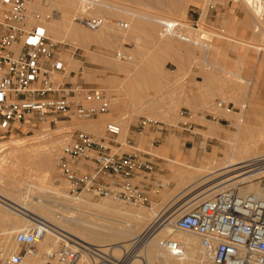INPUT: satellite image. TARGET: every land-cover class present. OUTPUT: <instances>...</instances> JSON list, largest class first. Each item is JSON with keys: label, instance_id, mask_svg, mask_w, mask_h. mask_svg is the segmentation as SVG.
I'll use <instances>...</instances> for the list:
<instances>
[{"label": "built area", "instance_id": "obj_1", "mask_svg": "<svg viewBox=\"0 0 264 264\" xmlns=\"http://www.w3.org/2000/svg\"><path fill=\"white\" fill-rule=\"evenodd\" d=\"M31 1L0 0V142L7 135L28 130L37 123L91 121L111 111L113 100L104 90L80 84L65 85L56 58L57 49L63 43L50 39L41 24L28 23L27 4ZM231 1L239 5L242 0ZM49 18L46 16L45 22ZM78 21L90 31L103 25L99 18ZM174 24L171 30L180 29L179 23ZM117 26L122 27V22L118 21ZM116 57L122 58L119 54ZM214 108L227 114L233 111V107L222 101L215 103ZM158 124L141 118L138 127L156 129ZM120 134L121 128L114 122L105 125L104 138L100 139L83 131H73L70 140L62 145L58 161L71 196L88 191L94 197L146 202L144 181L151 174L152 166L144 160L147 154L137 149L130 153L112 149V145H120L117 141ZM80 161L90 170L85 175L73 169ZM237 170L219 190L202 195L192 208H189L191 198L183 201L182 208L175 212L173 229L195 235L211 264H264V198L239 194L245 184L239 180L250 170L242 167ZM237 175L240 177L234 178ZM44 228L43 223H36L17 231L12 237L16 251L0 250V264H27V259H37L39 264H75L83 252L91 261L92 257H106L97 247L88 249L67 236L58 237V246L40 255ZM166 244L171 249L177 247L171 241ZM175 256L180 257L181 252L178 250ZM103 261L122 264L115 260Z\"/></svg>", "mask_w": 264, "mask_h": 264}, {"label": "rangeland", "instance_id": "obj_2", "mask_svg": "<svg viewBox=\"0 0 264 264\" xmlns=\"http://www.w3.org/2000/svg\"><path fill=\"white\" fill-rule=\"evenodd\" d=\"M51 1L54 0H32V3L35 2L36 4L38 3L37 6L42 8L41 10H43L44 12L43 13L41 12V10H38L37 6H36L37 11H34V12H39V16L41 15L40 17L42 18L40 17L39 18L42 19L43 23L40 22L41 20L39 19V24L41 23L42 26H45L46 31H47V24L50 21H53V19L57 20L60 18V13H59L60 9ZM106 1H108L110 5H116L114 6L116 10H118L117 6L136 7L135 9L143 13L144 16H149V15L153 16L156 14L162 15L166 11L163 8L165 5L169 6L173 4V2L174 4L177 3V0H151L150 1L151 4L144 3L145 1H142L141 4L131 3L129 2V0H106ZM186 1L187 2H186L185 14L183 15V13L179 12L174 17L175 21L177 20L176 22H179V24L181 22V32H182L181 37L183 36L184 38L187 39L189 37V40H192L194 38V40L197 41L198 36H200L202 33L201 37L203 38V40L202 41L199 40L197 42L207 44L211 47V49L209 50L207 55H204L203 50L202 48H200V46H192L189 43L183 42L179 39L170 38L171 40L173 39L175 41V42L173 41L175 43L173 44L175 50L178 47L181 48L185 47V63H186L185 81H184L185 97H187L186 95L188 93H191L190 89L192 87V84L194 83V78L198 82L201 81L202 78L201 73L206 70L208 71V73L214 74L215 82L213 88L222 90L219 92H223V94L214 95L213 97L210 98L207 97L205 101H201V105L199 108H194V109L189 108L186 104H185V109H181L182 104L180 101H149L151 103L149 106L147 105L145 106L144 104L140 106L138 113L135 114L134 121H132L131 118L126 114H120L117 116L115 115L113 116V118L110 116L106 117V115H102L106 119L105 121L101 122L98 125L99 128L96 131H94L95 127L94 129H89V128H92L91 126L101 116H98L96 119L91 121H71L70 123L57 122L55 124H50V125H48L47 122L37 123L36 126L33 128H29L28 130L24 129L16 133L7 135L5 139L2 141L3 143L8 139L21 140L19 142H21L23 148H21V150L18 152L7 150L1 154L5 156V154L7 153L5 158H3L4 161L3 159H2V163L0 161L1 164L5 163L3 164V166L4 165L6 166V168L5 166L2 168L4 174H2V171H0L1 172L0 186H3L5 183H14L16 181L17 184L15 185L19 186L20 188H23L24 184L30 186L32 193L36 194L35 196L37 197L38 196L37 194H39V192L33 190L32 186L42 185V187H44L45 190L47 189L46 190L47 192L46 194L48 197L47 200L50 201L52 204L56 205V208L50 209L51 216L54 214V217H58V213L61 214V210H59L58 208H60L59 207L60 205L62 207L60 195H57L55 193L57 191L58 194L64 191L63 194L67 198L72 200L81 197L83 194H88L90 195L91 202L94 204L98 203L101 199L112 198L122 208H127V207L130 208L133 206L136 208H141L143 210H149L152 207L151 209H153L155 215L157 214L158 211L167 212V214L169 215L174 212H177L182 208V204H183V202L180 201L182 196L178 193L182 188H184V186L181 185L183 184L182 183L183 179L181 176L183 173V169L180 166L175 167L176 169L175 173L177 177H180L179 181L181 183L179 182L173 189L160 190L157 195L153 194L152 192L148 194L146 193L145 196L146 202L143 204L138 202L127 203L122 200H118V199L116 200L111 196L94 197L88 191H83L80 195L71 196V193H69L68 190L69 183L60 174L58 168V161L62 155V151H61L62 145L66 141L68 142L70 140L73 131L76 130L83 131L85 133L92 134L96 139H100V138H104L105 125L109 122H114L119 124L121 128L119 142L123 144L124 137L126 136V132L128 130L127 129L128 125L134 124L135 122L136 123L139 122L141 118L150 119L152 121L159 123L158 125H156V130L164 131V132H166L167 130H176L178 128V122H191L203 126L202 130H194V133L198 136V139L200 141L199 147L202 151H204L203 160L198 170H191L189 173L188 172L189 170L185 167V183L189 180V182L185 184V187L188 186L189 184L192 183L194 184L192 188H190L185 192V195L192 192L193 194V196L191 197L192 199L194 196L203 192L205 189L211 187L212 185L217 184L220 181L222 182L226 179H229V177H227L229 172H226L229 169H225L223 167L224 165L223 160L226 156V153L230 151V149L232 148L234 136L238 137V139L240 138L241 141L243 140V142L244 143L246 142L245 144L247 145L249 144V146L257 142H258L257 145H260L264 141V51H263L264 49H258V45L264 44V42L260 43L258 40H255V39H259V37L256 36L257 38H255V36L251 34L252 26L251 28L246 26V23L249 21L248 19L249 17L246 11L241 7V5L239 6L235 3H232L231 0H186ZM73 5L74 7L71 10V13L67 15V18L76 19L75 21L74 20L73 21L82 26V24L77 20L76 18L77 16H75L74 14V12L78 11L77 9L78 3H75ZM106 5L108 4L106 3ZM154 6L158 8H154ZM27 7H28L27 11L30 10L29 8L30 5L27 4ZM33 10L31 8L28 14L31 13ZM123 10L134 11L132 9H127V8H124ZM45 12H47V14ZM167 12L170 14L169 10ZM116 13L119 12L118 11L115 12V15L117 16ZM120 13H121V9H120ZM181 14L183 15V17ZM121 15H124L127 18H131L124 13H122ZM46 16H50V18L46 20L45 23L44 18ZM95 16L96 15L93 14L89 15L88 13H85L81 17L87 19L97 18ZM105 16H107L106 13L103 14L102 17H98V18L104 19ZM116 16L107 18V21L109 22L112 20L115 21V27L117 30V31H113L111 38H117L118 33L119 34L124 33V30L116 25L118 21L123 22L124 20L123 18ZM28 23L30 25H35V23L34 24L31 23L29 19H28ZM163 23L165 22L163 21ZM263 23L264 22H262L261 24ZM101 27L103 28L104 25ZM201 28L204 30H202ZM160 30H161V25H159V27L156 30L157 36ZM98 31L101 32L100 29ZM47 34L49 38L52 39L53 41L62 42L63 44L70 45L73 49L77 48L75 43L69 42L68 39L62 37L55 38L48 31ZM253 36L255 39H253ZM122 38H123L122 42H127V40H125L123 35ZM195 38H197V40ZM186 47L189 48L188 51L186 50ZM115 51L117 52V54L120 53L123 58V59L121 58V60L118 61L119 63L127 62L128 58L130 59L133 58L132 54L129 53L126 54L123 50L115 49ZM188 52L190 53L192 52V54L189 55ZM115 57L116 54L112 57V59L115 60ZM241 79H243L244 81H241ZM180 83L183 85V82ZM246 83L248 84L246 85ZM174 84L175 86H177V82H174ZM253 86H256L257 88L256 101H253L250 98ZM218 101H224L225 104H228L230 107H233V111L227 114L224 113L222 110L215 109L214 105ZM120 102L121 101H116V100L112 101L111 110H113V108L115 107L113 106L114 103H120ZM241 107H243V110H241ZM188 108L190 109L191 115L193 116L192 120H188L186 118L187 117L186 115L189 114ZM235 118L240 120V122H236ZM125 121L128 124L125 123ZM89 122L91 123L94 122V123L93 124L90 123L88 125V127L90 126L89 128H87L86 126L88 130L86 128L81 127L82 125L88 124ZM149 128L151 127L145 126L146 131ZM48 148H50L53 151V155H54L53 159L55 161V164L50 169L38 168L39 165L36 163L34 157L36 156L39 150L48 149ZM141 150H142V146L138 148V151ZM124 151L128 153L131 152L129 148L128 149L126 148V150L124 149ZM32 158L34 159V161H30ZM5 159H7V161ZM12 160L17 164L16 167L14 166L15 163L14 164L11 163ZM73 169L74 171H76V173L82 175H85L87 172L90 171L89 169H87L86 163L84 161H80L78 166ZM252 174H256V173H251V175ZM248 175L245 174L243 176L246 177ZM217 176L219 178L220 177L223 178L215 180L216 178H218ZM213 180L215 181L213 182ZM254 182H260L261 187L264 188V176L256 179ZM166 183L168 182H164V184ZM223 185L224 184L220 185V187L216 189L217 190L220 189ZM191 203L194 206L196 205L197 202L194 201ZM191 203H189V207L191 206ZM70 204L72 203H69L68 205ZM62 208L66 209V206H63ZM78 209H81V207ZM83 210L86 211L85 209ZM91 213L93 214V211H89V214L87 215H92ZM107 213L109 215H104L103 217L99 218L101 222L103 221L109 222L111 221V219L121 220V219L113 218L115 213L112 214L113 216H111L109 212ZM174 220L175 219H173V221ZM29 225H31V223L27 222L23 227V229ZM5 240L6 241L4 240L0 241L1 242L0 250L5 251L6 253L15 252L16 246L13 242V239L12 241L7 239ZM57 241L58 240L54 238L53 245L54 244L55 245L48 246V248H45V250L40 248L41 247L40 244L39 246L40 255L47 252L50 249V247L51 249H54L56 245L58 246ZM117 253L121 255V251H118ZM137 259L140 260L139 258ZM92 260L93 261L95 260L96 262L95 264L98 263L97 259H92ZM87 261L90 260L87 259ZM37 264H39V260Z\"/></svg>", "mask_w": 264, "mask_h": 264}, {"label": "bare ground", "instance_id": "obj_3", "mask_svg": "<svg viewBox=\"0 0 264 264\" xmlns=\"http://www.w3.org/2000/svg\"><path fill=\"white\" fill-rule=\"evenodd\" d=\"M53 2L55 1H52V3ZM186 2L187 1L185 0V8L183 7V4H182L181 6L174 8L170 12V14L165 13L161 15L160 17L161 20L159 21L162 23L164 21L165 23L161 26V30L160 32H158V36H156L157 34L155 35L156 36L155 41L160 44H163L164 45L163 47H167V48L173 47V44H175L174 43L175 41L173 39L171 40L170 38L181 40V38L183 37V36L181 37L182 35L181 34L182 33L181 32V22H180V29H176V30L175 29L171 30V29L175 25L174 23H176L177 21V20L175 21L174 19L175 15L178 14L179 12L183 13V15L185 14ZM64 3H65V6H63L64 11L63 12L61 11L64 14V17H63V14H62V17L64 21L66 20L67 21L66 23L69 24L64 29H66L69 35L71 34L75 36L74 37L75 39L77 37V38H81L82 40H91L92 37H95V39L97 38L96 40L100 41L102 27L99 28L101 32L98 31L99 29L91 32L83 28V26L79 27V25L77 28H75L74 23L76 22L74 21L76 19L67 18V15L71 13V10L74 7L73 4L78 3L77 9L79 13L78 11L76 12L73 11L75 16H77L76 17L77 20L81 19L82 18L81 16L85 13H88L89 15L90 14L96 15L95 17L98 18V17H102V15L105 13L111 14L112 17H114L116 16L115 12L119 11V10H116V8L114 9V7L112 6L110 7L112 11L109 13L108 11L109 6L107 7L106 3L104 4V2L100 0H66V2ZM35 4L36 2L32 3V1L28 3V5H30L29 7L30 10L31 8L32 10L36 9V10H33L31 13H29V21H31V23L33 24L34 23L39 24L38 19L42 17H40L41 15L39 16V12H34V11H37V8L34 6ZM36 5H38V3ZM240 5L246 11L249 17L248 18L249 21L246 23V26L250 28L252 26L251 34H253L255 38L259 37V39H255L253 36V39L258 40L260 43L264 42V26H262L264 25V23L261 24L262 22H264V1L263 0H255V1L254 0H251V1L242 0L239 3V6ZM39 8L40 7H38V10L42 9V8L40 9ZM58 8H61L60 5ZM30 10H28V12ZM41 12H43V10H41ZM45 13L47 14V12ZM121 13L128 15L129 17H131V19L132 18L135 19L136 17L137 18L149 17V16H144L142 15L143 13L141 12L138 13L135 10L134 11H124L123 9H121ZM40 20H41L40 22H42V19ZM103 20L104 19H102V21ZM105 23H107V21H103L104 25ZM55 24H52V25L55 26ZM47 25L50 26L49 23ZM167 25H169L170 27L169 30L167 29ZM53 29H56V28L54 27ZM62 29H63V26H62ZM56 31L52 30L51 32L54 33ZM57 33L58 32H56L55 34ZM201 35L198 36V40L197 38L195 39L197 41L199 40L202 41L203 38L201 37ZM166 37H169V38H166ZM182 41L189 43L192 46H200V48H202L203 50L204 55H207V53L211 49L209 45L198 43L197 41L194 40V38L192 40H189V37H188V39L185 38V39H182ZM188 49L189 48L186 47L187 51ZM258 49H264V44H259ZM118 54L121 55L120 53ZM118 61L120 60L117 57H115V60L112 59L111 62L119 66L121 65V63H119ZM206 76H207V73H206ZM241 81H244V80H241ZM247 84L248 83H246V85ZM200 88L203 89V91L205 89V95L207 97L209 98L211 97V93H209L208 91L210 88L207 89L208 87L206 86V83L201 84ZM196 89H198V87ZM256 89H257L256 86H253L251 96H250L251 100L253 101H256ZM219 91L221 90H217V93H216L217 95L223 94V92H219ZM241 110H243V107H241ZM235 121L240 122V120L236 118H235ZM125 123L127 122L125 121ZM99 124L100 122H95L91 126L92 128H89L90 126L88 127V125H87V128L94 129L95 127L94 131H96L99 128L98 126ZM239 139L238 137L234 136L232 148L230 147L231 148L230 151L226 153V156L223 160L224 161L223 167L225 169H229L228 171H226V172H229L227 177L233 175L238 167H242L243 169H249L250 172L248 171L246 174L247 175L250 174V175L239 180L245 183L239 189V194L240 195L252 194L259 198H264V188L261 187L260 182H254L256 179L264 176V141L263 143L260 142L262 143L260 145H257L258 143L257 142L249 146V144L247 145L245 144L246 142L244 143L243 140L241 141V139L240 140ZM19 141L21 140L8 139L4 141V143L2 142L3 144L0 142V161L1 163H2V159L5 158V156L7 155V153L5 154V156L1 155L4 151L11 150V151L18 152L21 150V148H23V145ZM53 156H54L53 151L50 148H48V149L39 150L36 156L34 157V159L36 163L39 165L38 168L50 169L55 164ZM34 159L32 158L30 161H34ZM5 160L7 161V159ZM1 163H0V171H2L3 170L2 168L5 166V165L3 166V164L5 163L3 164ZM11 163L14 164L15 162H13L12 160ZM16 165L17 164L15 163L14 166L16 167ZM236 172H238V170ZM251 173H256V174L251 175ZM2 174H4L3 171H2ZM235 177H240V176L237 175V176H234V178ZM222 178L223 177H220V178L218 177L215 180L222 179ZM215 180H213V182ZM226 181L228 180H224L222 182L220 181L217 184H214L211 187L205 189L203 192L197 194L189 203L194 202V201L198 203L202 195H206V194L210 195L214 193L215 191H217L216 188L220 187V185H222ZM15 184H17L16 181L14 183H5L3 186H0V237H1L0 239L2 241L3 240L6 241L5 239L12 241L13 239L12 235L18 230H21V229L23 230V227L25 226L27 222L31 224L43 223L46 228H44V233L39 243V246L41 244V247H40L41 249L45 250V248H48V246H54L55 245V244L53 245L54 238L57 239L58 237L67 236L73 242L79 243L81 245H85L88 249H91L92 247H97L100 253H102L103 255H106V257L99 256L100 258L98 259L95 257H92V259H97V261L101 260L100 264H106L103 261V259L115 260V261L121 262L122 264H209L210 263V259L205 254L201 246L200 240L195 235L191 233H182V232L179 233L178 231H175L173 229V222H174L173 219H174L175 212L170 215L167 214V212H160V213H164L165 215L163 214L164 216L157 217L154 214L153 209H151L152 207L149 210H143L141 208H136L133 206L130 208L128 207L122 208L112 198H104V199H101L98 203L94 204L91 202L90 195L88 194H83L81 197L75 200H72V199L67 198L63 194L64 191L60 192L59 194L57 191L55 193L57 195H60L62 207L66 206V209L62 208L60 205L59 206L60 208L58 209L61 210V214L58 213V217H54V214L51 216L50 209L56 208V205L52 204L50 201L47 200L48 199L47 194H46L47 189L45 190V188L42 187V185L32 186L33 190L39 192V194H37L38 196L36 197L35 196L36 194L32 193L30 186H27L24 184V187L20 188L19 186ZM69 203H72V204L68 205ZM80 207L81 209H78ZM191 207H193L192 203L189 208ZM83 209H85L86 211H84ZM89 211H93V214L91 213L92 215H87L89 214ZM107 212H109L111 216H113L112 214L115 213L113 218L121 219V220L111 219V221L109 222L108 221L101 222L99 218L103 217L104 215H109ZM167 241L176 243L177 247L175 249L168 248L166 244ZM132 248H135V250H132ZM178 250L181 252L180 257L175 256V253H177ZM118 251H121V255L117 253ZM137 258H140V260H138ZM87 259H89L87 253L83 252L75 264H89V263L95 264L96 263L95 260L91 261V259H89L90 261H87ZM37 262H38L37 259H28L27 264H37Z\"/></svg>", "mask_w": 264, "mask_h": 264}, {"label": "crops", "instance_id": "obj_4", "mask_svg": "<svg viewBox=\"0 0 264 264\" xmlns=\"http://www.w3.org/2000/svg\"><path fill=\"white\" fill-rule=\"evenodd\" d=\"M54 1H57L56 3L53 2L56 6L59 4L61 7L59 8L60 18L57 20L53 19L54 22H49L50 26L47 25V31L53 37H65V39H68L69 42H74L77 46V48L73 49L70 45L63 44L57 49L56 58L61 66L60 72L63 81L65 85L80 84L87 88L102 89L106 94H110L109 96L113 101H121L120 103L113 104L115 107L106 114V117L110 116L113 118L115 115L117 116L125 113L134 121L135 114L138 113L140 106L143 104L149 106L151 104L149 101H180L182 104L181 109H185V104L192 109L199 108L201 101H205L207 98L205 89L203 91V89L200 88V85L205 83L208 87L207 89L210 88L208 91L211 93V97L217 95L218 89L212 86L215 82L214 74L203 71L201 73V81L198 82L194 78V83H191V93H188L186 95L187 97H185V47H178L175 50L174 47H163V44L155 41L157 28L159 25L162 26L164 24L159 21L161 20V15L156 14L144 18L136 17L135 19H131L121 15L120 9H132L139 13V10L135 9L136 7L117 6L119 13H116V17L123 18L125 21L122 22L121 27L124 30L123 34L118 33L117 38H111L113 31L117 30L115 21H107V18L112 17L111 14H107V16H105L106 18L104 17V21H107V23H105V25L103 24L105 27L101 33V42L96 40L97 38L95 39V37H92L93 40H82L77 37L75 39V36L69 35L66 29H64L69 25L66 23V20L64 21V14L62 13L66 0ZM102 1L108 4L109 13L112 11L110 7L116 6L110 5L106 0ZM142 1L151 4V0H129L131 3L138 4H141ZM182 4L185 8V0H177V3L174 4L173 2V4L169 6L165 5L163 8L166 10L165 13L168 14V10L171 12L174 8ZM59 5L57 7H59ZM34 6L36 7L37 5L35 4ZM154 8L158 7L154 6ZM51 23H56L57 26ZM74 24L75 28L79 25L78 23ZM58 26L61 29H59ZM80 26L81 25H79V27ZM54 27L56 29H53ZM44 29L47 33L46 28ZM52 30H57L56 32H58V35L55 34L56 32H51ZM122 35L127 42H122ZM115 49L123 50L126 54H132L133 58H128L127 62H121L119 66L115 65L111 62L112 57L117 54ZM188 54L191 55L192 52H188ZM174 82H177V86H175ZM180 82H183V85ZM197 87L198 89H196ZM189 108V114L186 115V118L192 120L193 116ZM105 119L104 116H101L95 122L101 123L105 121ZM90 123L91 122L84 124L81 127L86 128ZM202 128L203 126L200 124L178 122V128L176 130H167L164 132L149 128L146 131L145 127L140 129L138 127V122H135L134 124L128 125L124 143H120L118 137L117 141L120 145H112L111 147L114 150L117 149L119 153H128L125 152L124 149L126 150V148H129V150H138V148L142 146L141 152L147 154L144 160L152 166L151 174L148 175L144 181L147 194L152 192L157 195L160 190L173 189L179 183L180 178L176 176L175 167L180 166L183 169V184L181 185H183L184 188L178 193L182 196L180 201L183 202L189 200L193 196L192 192L186 195L185 192L194 185L192 183L185 187V184L189 182L188 180L185 183V167L189 170V173L191 170H198L203 160L204 151L200 149V141L198 136L194 133V130H202ZM164 182L168 183L164 184ZM163 214L164 213L158 211L156 216H164L165 214Z\"/></svg>", "mask_w": 264, "mask_h": 264}]
</instances>
